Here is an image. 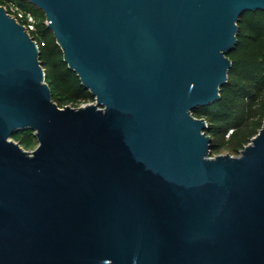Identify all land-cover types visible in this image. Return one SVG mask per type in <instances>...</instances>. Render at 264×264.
<instances>
[{
  "label": "water",
  "instance_id": "obj_1",
  "mask_svg": "<svg viewBox=\"0 0 264 264\" xmlns=\"http://www.w3.org/2000/svg\"><path fill=\"white\" fill-rule=\"evenodd\" d=\"M94 102L58 106L0 5V264H264V121L211 156L238 19L264 0H29ZM33 130L37 145L12 135Z\"/></svg>",
  "mask_w": 264,
  "mask_h": 264
},
{
  "label": "trees",
  "instance_id": "obj_2",
  "mask_svg": "<svg viewBox=\"0 0 264 264\" xmlns=\"http://www.w3.org/2000/svg\"><path fill=\"white\" fill-rule=\"evenodd\" d=\"M8 2H15L35 17V30L31 36L39 45V58L53 101L60 107L93 101L95 98L90 90L63 60V52L47 27L44 12L29 0H0V5ZM227 56L232 66L227 82L220 88V98L193 110L195 116L208 122L206 132L212 138V152L223 146L225 134L231 135L230 148L238 151L263 124L264 11H245L239 17L237 43ZM32 132L30 129L19 131L12 138L28 146L33 143Z\"/></svg>",
  "mask_w": 264,
  "mask_h": 264
},
{
  "label": "built area",
  "instance_id": "obj_3",
  "mask_svg": "<svg viewBox=\"0 0 264 264\" xmlns=\"http://www.w3.org/2000/svg\"><path fill=\"white\" fill-rule=\"evenodd\" d=\"M2 6H4L6 11L18 22L23 24L31 35V33L35 30V17L33 14L30 11L20 7L15 2H8Z\"/></svg>",
  "mask_w": 264,
  "mask_h": 264
},
{
  "label": "rangeland",
  "instance_id": "obj_4",
  "mask_svg": "<svg viewBox=\"0 0 264 264\" xmlns=\"http://www.w3.org/2000/svg\"><path fill=\"white\" fill-rule=\"evenodd\" d=\"M90 102H94L93 101H90ZM87 103V102H86ZM72 106V105H71ZM79 106V105H78ZM258 118V117H257ZM259 130V129H258ZM25 131V130H24ZM230 133V132H229ZM16 134V133H15ZM33 134V133H32ZM253 135L250 136L249 138V141H246L245 145L248 144L251 140V138L256 134V132L254 131L252 133ZM14 135V134H13ZM231 135H228V134H225V137H224V144L222 147H220V149H218V151L216 152H212L211 151V156L212 155H215V154H231V155H238L240 153V150L242 149H239L238 151L237 150H233L230 148V145H229V139H230ZM13 139V138H12ZM32 144L31 145H24V144H21L22 148H24L25 150L27 151H31L35 148V146L37 145V140L36 138L32 135Z\"/></svg>",
  "mask_w": 264,
  "mask_h": 264
}]
</instances>
